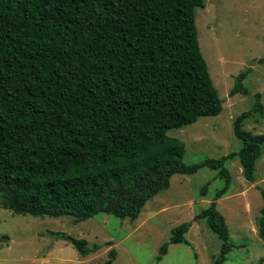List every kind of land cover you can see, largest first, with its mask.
Returning <instances> with one entry per match:
<instances>
[{"label":"trees","instance_id":"trees-1","mask_svg":"<svg viewBox=\"0 0 264 264\" xmlns=\"http://www.w3.org/2000/svg\"><path fill=\"white\" fill-rule=\"evenodd\" d=\"M203 0H0V198L5 208L32 216L98 212L136 219L145 203L167 189L173 174L201 167L223 186L194 215L221 240L213 264L232 249L216 201L228 192L225 166L238 157L246 180L264 132L243 128L263 113L260 93L233 119L237 151L186 164L184 142L167 131L215 116L222 108L200 51L195 8ZM264 62V57L259 58ZM240 72L229 91L249 94ZM208 183L201 187L207 192ZM257 234L264 241V189ZM190 222L171 229L158 250L189 244ZM80 255L98 249L85 239L53 233ZM102 263L112 264L115 250ZM249 264H264V258Z\"/></svg>","mask_w":264,"mask_h":264},{"label":"rangeland","instance_id":"rangeland-1","mask_svg":"<svg viewBox=\"0 0 264 264\" xmlns=\"http://www.w3.org/2000/svg\"><path fill=\"white\" fill-rule=\"evenodd\" d=\"M203 2V7L195 8L197 39L222 108L215 116H200L191 124L167 131L184 142L182 160L186 164L239 150L241 141L233 133V119L252 107L255 92L264 105V62H259L264 57V0ZM248 69L243 84L249 94L230 95L237 74ZM243 128L263 133L264 110L246 118ZM225 166L231 183L216 207L225 219L233 247L222 264H249L264 258V241L257 234L263 203L258 188L264 189V145L255 162L253 182L245 179L238 157L228 159ZM206 183L207 192L202 196L201 187ZM223 183L217 171L207 167L193 174L175 173L169 187L152 196L134 220L104 212L80 221L68 215L16 214L0 198V264L102 263L111 248L115 250L112 264H213L221 240L194 215L208 206ZM183 222L191 223L185 233L189 244H170L156 261L171 229ZM55 232L85 239L87 247L98 249L82 256L69 241L57 239Z\"/></svg>","mask_w":264,"mask_h":264}]
</instances>
